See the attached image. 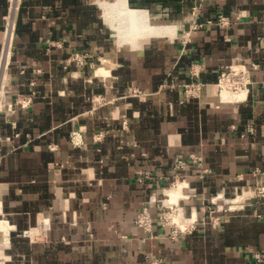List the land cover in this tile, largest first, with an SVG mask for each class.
I'll use <instances>...</instances> for the list:
<instances>
[{"label":"crops","instance_id":"1","mask_svg":"<svg viewBox=\"0 0 264 264\" xmlns=\"http://www.w3.org/2000/svg\"><path fill=\"white\" fill-rule=\"evenodd\" d=\"M11 1L5 22L9 0H0V58L12 27L0 71L1 264H264L253 254L264 247V198L249 190L264 187V0H126L183 25L137 44L121 39L117 25L130 23L108 18L106 0ZM220 14L232 24L217 23ZM196 19L213 23L194 28ZM83 50L87 63L66 67ZM238 62L259 68L241 99H226L220 69ZM191 81L206 85L189 98ZM191 153L210 171L201 177L190 162L180 171L175 203L188 228L173 236L176 223L160 220L167 203L154 197L172 199L179 184L162 176ZM139 170L154 178L140 181ZM236 193L246 200L221 211V197ZM144 208L151 228L138 222Z\"/></svg>","mask_w":264,"mask_h":264},{"label":"built area","instance_id":"2","mask_svg":"<svg viewBox=\"0 0 264 264\" xmlns=\"http://www.w3.org/2000/svg\"><path fill=\"white\" fill-rule=\"evenodd\" d=\"M202 1V0H201ZM19 7L20 4L18 6L17 9V14L19 11ZM201 9V2L197 5L194 6V12L197 15L199 13ZM12 10V1L9 0V11L5 16L6 22H7V16L11 13ZM16 22H17V15H16ZM217 23H220L223 26H229L232 24V19L230 16L226 15V14H220L218 16V18L216 19ZM210 24L213 23L212 19L206 20V21H197L194 20V23L192 24V27L194 28H198V27H202L205 26L206 24ZM15 29H16V24H15V28H14V33H13V38H14V34H15ZM5 35H6V28H5ZM5 35H4V39H5ZM88 56H91V54L86 51H75L71 54V56L67 59V65L70 64L73 61H76L78 64H85V62L88 59ZM259 68V64L256 62H253L251 65H248L246 63H236V64H225L221 67L220 69V74H219V80L217 82V84H219V88L222 89V83L225 81L228 86L233 89V90H239L242 87H248L249 85L252 83V79H253V70ZM194 75H198V71L193 73ZM206 84L203 81H191L185 84V92H186V96L187 97H195L201 94L204 86ZM133 93L136 95H142L143 91L140 89H132ZM31 98L22 100L20 103H22L23 106H28L31 103ZM248 132H255V126L253 123H251L248 127ZM77 132H74V142L75 144H78L79 141L77 140V136L76 135ZM195 164L197 167H199L201 169V177H204L206 173H208L210 170L208 168H205L204 165V158L202 156V154H197V153H191L189 155V159L186 158L183 154H179L176 160V166H175V172L172 175L173 176V180H176L179 176H180V171L185 169L187 166H189L190 163ZM256 172H260V169H257ZM137 178L140 181L145 180L146 178L152 179L154 178V176L152 175L151 171H143V170H139L138 172V176ZM162 178H165L166 180H170L172 177H170L169 175L167 176H162ZM176 182V181H175ZM174 182V183H175ZM172 183V184H174ZM258 188H264V187H258ZM239 194L236 195V197H238ZM218 197V196H217ZM215 197V198H217ZM224 202H226L228 204V207H224L223 205H219L218 208L220 210H226V211H231L233 209H236L237 206H239V204L241 202H244L246 199L243 200H234V197L232 198H226L224 196L221 197ZM157 200L156 197H154V201ZM152 201V200H151ZM164 202V201H163ZM216 204H218V200L215 202ZM165 204V203H164ZM165 206H167L168 208H172L174 209V211H176V207L170 206L169 204H165ZM168 214V213H167ZM167 214H165L164 216L161 217V222L163 224H175L174 222L171 221L170 216H168ZM166 219V220H164ZM138 222L140 225L142 226H146L151 228V212L148 208H144L143 211L139 214L138 216ZM175 227H173L172 230V235L173 236H177L178 232L180 230H182L183 228L181 226H179L177 223L174 225ZM185 230V229H184ZM253 254L254 257L256 259V261L258 262H264V247L260 248V249H255L253 250ZM154 264H165L164 260L162 258H155L153 260Z\"/></svg>","mask_w":264,"mask_h":264},{"label":"bare ground","instance_id":"3","mask_svg":"<svg viewBox=\"0 0 264 264\" xmlns=\"http://www.w3.org/2000/svg\"><path fill=\"white\" fill-rule=\"evenodd\" d=\"M107 1L108 0L103 1L102 4L106 10V14H107L108 18H110L112 20L117 19L119 22H121V20L125 19L127 21V23L128 22L130 23V28H129L130 30L129 31H126L124 29L125 27L122 26L123 23L118 24V25L116 24L118 27V30H119L120 37L123 41L126 39H129L134 44H137L139 37L169 36L171 38H174L178 35V33L180 32V30L183 27L182 24H179V23L171 21V20L152 18L147 11H141V10L133 9L126 4V2H125L126 0H118V1L116 0L117 2H107ZM15 8L16 7L14 6V11L10 17V24H11V21L15 17ZM115 34H116V32H115ZM11 36H12V27L10 26L8 29L7 45H6L5 51L1 54V58H0V71H2L5 66H7L9 53L11 52L10 51L11 50L10 49L11 48V46H10ZM127 36H130V37H127ZM218 86H219V84H218ZM222 86H223V88L219 89L220 95L222 97L226 96V99H227V97H229V95L232 92H234V93L237 92L238 99H241L248 91L247 86L242 87L239 90H233L228 86V84L225 81L222 83ZM182 186L183 185L180 183L178 186H174V187H172V189H170L168 191L170 194V197L172 196V199H170V200L167 199L165 201L167 204H169L170 206L173 205V207H175L176 205H179L178 203H175V202L180 195L179 192H180V188ZM171 215H170L171 221L178 224V220L182 217L181 216L179 218L174 217L172 219ZM186 227H187V225H186Z\"/></svg>","mask_w":264,"mask_h":264},{"label":"rangeland","instance_id":"4","mask_svg":"<svg viewBox=\"0 0 264 264\" xmlns=\"http://www.w3.org/2000/svg\"><path fill=\"white\" fill-rule=\"evenodd\" d=\"M5 22H6V19H5ZM5 26H6V24H5ZM5 35V34H4ZM88 58H90V56H88ZM103 59V58H102ZM88 61V60H87ZM102 61V60H101ZM100 60H95L94 62H95V64L96 63H99V62H101ZM87 62H85V64H86ZM239 63V62H238ZM84 65V64H83ZM93 65H94V63H93ZM5 68V67H4ZM2 71H4V70H2ZM220 89V88H219ZM77 131V130H76ZM74 133L72 132V134H71V140H72V142L73 143H75L73 140H74ZM75 136H77V140L79 141V143L78 144H81V140L78 138V133H76V135ZM83 140V139H82ZM176 181V182H175ZM179 181H182V182H184L185 180H184V178H182V177H178L176 180H173V178H171L170 180H169V182H170V186H173V184L172 183H174V185H176ZM250 190V195L251 194H256V196H262L263 198H264V188H253V189H249ZM237 194H241V193H236V194H234L233 196L231 195H228L226 198H232V197H234V200H242L243 198L242 197H239V195H238V197H236V195ZM218 194H216L215 196H213V198L211 197V199H212V203L216 206V201L218 200L217 198H215L216 196H217ZM170 196V195H169ZM169 196H166V198H169ZM247 196V195H246ZM252 196V195H251ZM254 196V195H253ZM164 197L165 196H162V197H158L157 198V202H159V201H161V204H163V199H164ZM247 197H244V199H246ZM159 199H162V200H159ZM166 200H164V202H165ZM214 205H212L211 207H210V211H209V215H213V217L214 218H216L218 215H219V213L216 211V207H213ZM218 205V204H217ZM176 207V211H174V209H172V208H168L167 206H165V207H163V211H162V214H161V217L162 216H164L165 214H167L168 216H170L171 214V218L173 219L174 217H182L183 219L185 218V215H184V213L182 212V210H180L179 209V207H182V206H180V204L179 205H176L175 206ZM228 207V206H227ZM222 211V210H221ZM224 211V210H223ZM225 213L227 212L226 210L224 211ZM161 217H160V219H161ZM164 220H166V219H164ZM167 221V220H166ZM173 227H175L174 225H173ZM182 227V226H181ZM183 229H186V228H188V226L186 227H182ZM1 247H3V246H1L0 245V264L5 260V258L3 257V256H1V252H2V248Z\"/></svg>","mask_w":264,"mask_h":264}]
</instances>
